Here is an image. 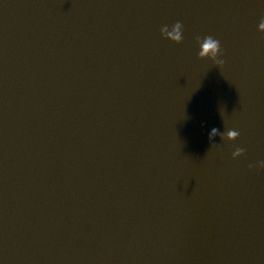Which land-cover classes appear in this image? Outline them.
Returning <instances> with one entry per match:
<instances>
[{"label": "water", "instance_id": "95a60500", "mask_svg": "<svg viewBox=\"0 0 264 264\" xmlns=\"http://www.w3.org/2000/svg\"><path fill=\"white\" fill-rule=\"evenodd\" d=\"M262 16L0 0V264H264ZM209 33L223 64L197 55Z\"/></svg>", "mask_w": 264, "mask_h": 264}, {"label": "clouds", "instance_id": "9594fccd", "mask_svg": "<svg viewBox=\"0 0 264 264\" xmlns=\"http://www.w3.org/2000/svg\"><path fill=\"white\" fill-rule=\"evenodd\" d=\"M262 3H264V0H261ZM184 22L180 19L175 20L171 24H163L161 26V33L165 37L169 38L171 37L173 41L181 42L184 40ZM258 29L260 31H264V16H262L258 23ZM195 40L198 44V50L197 55L198 56H205L210 55L212 57L217 58V61L220 64L224 63V59L222 56L223 49L221 40L214 36L213 34H197L195 36ZM237 134H240V130L235 127L234 131H230L229 135L232 137H235ZM246 149L243 146L237 145L235 147V150L232 152V156L236 157L238 154L245 152ZM248 167H258V168H264V159L258 160L256 162H250Z\"/></svg>", "mask_w": 264, "mask_h": 264}]
</instances>
